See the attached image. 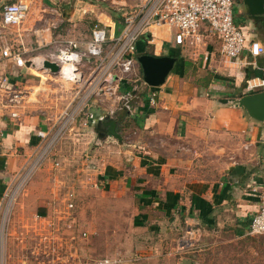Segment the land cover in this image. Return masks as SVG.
<instances>
[{
	"label": "crops",
	"instance_id": "crops-1",
	"mask_svg": "<svg viewBox=\"0 0 264 264\" xmlns=\"http://www.w3.org/2000/svg\"><path fill=\"white\" fill-rule=\"evenodd\" d=\"M16 1L0 0V10ZM40 1L38 8L42 12L33 13L34 8H29L24 20L16 26L5 28L0 20V76L6 75L26 89L28 101L34 88L48 81L40 76L50 77L47 71L35 67V62L53 59L67 40L77 42L84 51L95 25L103 26L108 37L119 35L123 26L119 12L108 13L94 2ZM234 2L243 23L234 20L245 27L247 41H257L264 47V22L251 19L241 0ZM56 4L58 8L54 7ZM48 8H55L53 20ZM64 25L69 27L64 30ZM77 29L86 32L88 38L82 39ZM206 29L205 26L200 30L203 40L194 48L174 45L166 28H153L140 39L136 57L148 54L175 59L165 82L150 87L156 92L155 105L149 103L148 92H143L135 113L124 111L117 98L127 89L124 85L118 90L114 88L117 91L114 96L92 95L86 112L72 126V131L54 145L42 165L12 197L8 204L9 225L16 221L19 232L29 234L34 230L36 215L42 220L53 217L59 223L64 213V193L73 192L75 213L70 220L71 233L81 240L84 236L92 239V233L81 221L79 209L85 206L87 210H95L105 203L123 209L129 201L133 213L130 242L134 248L128 255L117 254L126 260L140 257L138 253L161 256L158 253H162V246L167 250L174 229L177 227L175 231L180 232V225H185V235L192 233L195 244L212 233L235 238L247 236L258 205L254 189L264 187V124L251 120L239 108L217 102L247 95L245 81L262 76L264 53L253 58L244 51L240 60L229 61L221 53L220 38ZM4 48L21 52L25 68L3 58ZM83 88L72 92L71 102L84 94ZM28 101L19 112V120L5 117L0 123L2 211L16 181L41 151L43 143L35 131L51 135L65 116L56 103L35 105ZM86 113L92 118L83 126ZM106 116L116 121L121 143L96 131ZM56 162L58 167L54 165ZM11 236L6 233L7 238ZM15 237L21 241L19 234ZM192 253L185 250V259L193 264Z\"/></svg>",
	"mask_w": 264,
	"mask_h": 264
},
{
	"label": "built area",
	"instance_id": "built-area-1",
	"mask_svg": "<svg viewBox=\"0 0 264 264\" xmlns=\"http://www.w3.org/2000/svg\"><path fill=\"white\" fill-rule=\"evenodd\" d=\"M233 6L234 0H141L140 4L122 14L123 26L118 36L108 37L103 26L95 25L84 51L79 49L77 42L67 40L50 60L59 66V71L54 78L71 83L76 91L84 87V94L68 112L63 113L65 116L61 125L51 135L45 131H35L43 146L37 159L31 162L25 174L16 181L6 207L9 208L8 204L13 200L12 197L21 188L22 183L42 165L47 155L52 152L54 145L66 133L69 134L72 131V126L86 112L92 95L107 93L114 96L113 94L117 92H114V88L118 90L124 85L127 89L117 95L121 109L134 114L142 100L140 96L143 92H148L149 103L155 105L156 92L151 91L150 86L143 80L135 55L137 42L150 34L153 28H166L171 33L172 42L176 46L194 48L201 45L203 39L200 30L206 26L210 35L220 38L221 53L227 60H240L244 51H248L253 58L262 55L264 47L257 41H247L245 27L235 22ZM29 8L28 0H18L3 5L0 12L3 26L10 28L20 24ZM1 56L13 60L18 68H25L26 62L21 52L4 48ZM35 67L41 68L42 62H35ZM83 67L88 74H84ZM261 91H264V71L261 77L247 79L244 85L245 94ZM28 95L27 90L17 85V82H11L6 75L0 76V123L5 117L12 121L19 120V112L28 101ZM91 118L92 116L86 113L82 125L87 126ZM54 165L58 167L59 164L56 162ZM254 191L258 197V205L250 219L246 234L251 238H258L264 237V187L255 188ZM64 194L66 200L64 213L61 215L65 216L74 209V193ZM69 225L62 227L54 218L42 220L36 215L32 227L34 230L29 234L21 232L20 240L46 242L48 244L46 250L33 247L26 250L27 254L34 260L48 257L47 264H63L60 259L65 255L60 252L61 242L57 245L56 241L59 240V236L71 232L72 228ZM73 240L75 241V238ZM71 241L72 239L68 242ZM73 243L75 242L72 241L71 244ZM194 245L192 233H189L179 241L174 251L176 253L191 251ZM73 250L75 253L78 252L76 247ZM67 256L71 260L68 257L65 264H70L74 260L83 262L82 257H73L71 254ZM89 262L94 263L91 260ZM95 264H102V261H96ZM104 264L109 262L104 261Z\"/></svg>",
	"mask_w": 264,
	"mask_h": 264
},
{
	"label": "rangeland",
	"instance_id": "rangeland-1",
	"mask_svg": "<svg viewBox=\"0 0 264 264\" xmlns=\"http://www.w3.org/2000/svg\"><path fill=\"white\" fill-rule=\"evenodd\" d=\"M33 1L28 0L30 9L34 8L33 13H41L42 11L38 8L41 6V1ZM84 1L87 3L94 2V5L99 6L100 8L102 7V9L108 13L110 10L117 13L119 12L121 16L140 2L138 0L136 2L135 0H125L123 3H119L118 0ZM54 7L58 8L59 6L56 4ZM237 8L238 7L235 6L234 2L233 16L235 19L241 21L237 14ZM54 9L55 8L47 9V13L50 14L49 16H51V20L56 16ZM242 23L243 22L241 21L240 24ZM58 24L60 25L61 23ZM68 25H64L62 29L65 30L69 27ZM58 27L53 30L57 31ZM76 32H79V36H82V39L88 38L86 32L85 34L80 33V30L78 31V29ZM55 54H57V52H55ZM137 67L142 75L139 64ZM42 71L45 72L43 69ZM84 74H86L85 71ZM49 76L50 77L40 76L41 79L48 81H44L42 87L34 88L28 102L34 103L35 105L39 102H52L51 104L56 103L57 105L55 106L58 111L63 110V113H66L75 104V102H71L72 92L75 90V87L71 83L54 78V75L49 74ZM48 109H52V107ZM128 202L123 209L117 208L113 203L99 205L95 210H87L85 206L79 209L80 219L85 224V228H89V231L92 233V239H88V242L87 238L84 236V240H81V237H77L78 235H76L77 238H75L73 236L75 233L71 232H66L65 235L59 236V240H57L56 243L59 245L61 242L60 252L65 255L61 257V263L65 264L69 257L67 255L71 254L73 257H82L83 262H80L81 264H88L90 263V260L94 261L93 264H95L96 261H102V264H104V261H108L109 264H113L114 262H118L117 264H180L181 260L185 259V251H183V253H176L174 250H176V245H178L179 241L185 236V225H180L181 230L178 233L175 231L177 227L174 229V233H172L173 237L169 242L167 250L164 249L165 245H163L162 253H160L161 251L158 253L161 254V256H158L155 253L154 254L157 255V257H151L146 254L143 256L138 253L140 257L131 256L126 260V258L117 255H128V253L133 251L134 248L133 242H130V236L133 232L131 226L133 213ZM10 213L11 211L7 207H5L4 211H2V208L0 209V264H47L48 257L44 256L41 259L34 260L27 254L28 252L26 250L33 247H39L40 250H46L48 244L44 241L37 243L33 240H24L23 242L17 240L15 236L16 234L20 235L21 231L19 232L17 228L18 223L16 221L13 223L17 225H9L8 216ZM74 213V211H71L68 215H61L59 224H61L62 227H67L68 224H70L69 226L72 228L73 224L71 225L70 220L74 216ZM2 214L4 215L2 216ZM3 219L4 221H2ZM11 219H14V214L11 215ZM8 232L9 234L11 233L12 236L7 238L6 233ZM73 237L75 238V241L73 240ZM70 239L75 243L71 244L72 241L68 242ZM197 244L191 249V251L194 252L190 256L193 260V264H264V237L251 238L249 236H243L242 238H235L233 235L229 234L212 233L205 235V240L200 239ZM75 247L78 251L77 253L73 250ZM69 259L71 260L70 257ZM74 262L75 264H80L77 260L70 262V264H73Z\"/></svg>",
	"mask_w": 264,
	"mask_h": 264
},
{
	"label": "water",
	"instance_id": "water-1",
	"mask_svg": "<svg viewBox=\"0 0 264 264\" xmlns=\"http://www.w3.org/2000/svg\"><path fill=\"white\" fill-rule=\"evenodd\" d=\"M241 2L251 19L264 22V0H241ZM136 61L140 66L143 80L150 87L161 86L175 63L174 58L155 57L148 54L137 56ZM42 69L47 71L50 75H56L59 71V66L55 62L44 60L42 62ZM217 103L239 108L243 110L246 116L251 120L264 124V91L243 95L237 98L221 99L218 100ZM99 123L101 127L96 131L105 134L102 137L108 135L121 143L122 139L116 130L117 123L115 120L106 116L104 121H100ZM180 264H192V262L182 259Z\"/></svg>",
	"mask_w": 264,
	"mask_h": 264
}]
</instances>
